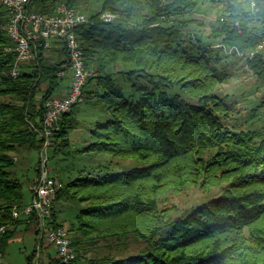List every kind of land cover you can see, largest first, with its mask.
<instances>
[{"label":"trees","instance_id":"1","mask_svg":"<svg viewBox=\"0 0 264 264\" xmlns=\"http://www.w3.org/2000/svg\"><path fill=\"white\" fill-rule=\"evenodd\" d=\"M200 2L30 1L34 11L50 14L63 3L92 20L76 29L85 66L95 72L82 94L111 117L89 131V142L79 152L127 161L126 165L109 161L65 182L58 177L62 188L51 204L53 224L61 225L55 220L57 201L82 205L68 227L74 261L264 264V129L234 131L223 124L228 105L212 90L226 80L227 72L219 69L217 57L211 58L213 44L188 32L190 20L184 18ZM251 2L257 9L254 14ZM103 12L116 17L104 23L97 19ZM221 16L223 21L209 36L212 41L241 51L253 49L258 30H264V0H227ZM5 18L0 6V23ZM9 45L0 31V71L13 62L12 53L4 50ZM49 53H56V59ZM240 59L264 80V52ZM67 61L62 46L39 50L15 79L0 80V224H10L11 209L25 204L23 177L16 176L9 153L39 152L42 140L34 129L40 127L43 102L63 80L57 72ZM125 67L127 71L122 70ZM117 75L129 82L127 94L115 81ZM132 77L142 81H131ZM92 81L91 92L86 87ZM75 106L60 117L49 139L54 155L67 146ZM34 172L36 177V167ZM193 188L205 194L218 188L221 192L209 194L181 215L173 216L174 207H158L168 193ZM13 231L7 230L2 245ZM106 241L115 246L113 252L109 248L105 254L85 258L92 247ZM132 244L138 246L134 253L128 250ZM46 247L50 246L42 245L40 250ZM34 257L35 251L27 263ZM47 264L58 260L48 258Z\"/></svg>","mask_w":264,"mask_h":264},{"label":"rangeland","instance_id":"2","mask_svg":"<svg viewBox=\"0 0 264 264\" xmlns=\"http://www.w3.org/2000/svg\"><path fill=\"white\" fill-rule=\"evenodd\" d=\"M227 0H201L196 9L189 15L184 16L190 22L187 25L188 32H192L200 36L203 41H209L216 45V41H212L209 37L211 31L220 22L223 17L222 10ZM95 8V6H93ZM211 58H218L219 69L227 72L226 80L217 85L213 90V94L222 98L228 105L227 116L222 118V122L228 128L234 131L250 130L261 132L264 129V80L257 78L245 66L243 60L237 57L225 56L219 49L212 48ZM121 69V68H120ZM127 71L128 68L122 69ZM131 81L141 82L135 77ZM115 81L124 88L127 94V86L129 82L124 77L117 75ZM65 80L61 81L63 84ZM94 81H92L86 90L94 91ZM56 93V92H54ZM110 114L101 110L99 107L92 105L84 99L83 102L77 104L70 115L71 125L67 130V146L61 147L58 153L54 155L52 148L46 149L48 157L47 167L51 175L58 177L63 181H67L77 175L78 172L90 170L99 165H106L109 161L112 164L121 162L120 165H126V160L110 159L106 155H92L80 153L79 150L86 146L89 142V131L97 124L104 123L110 119ZM16 165V173L19 177H23L22 192L24 201L28 202L30 198V186L34 182V167L38 170L39 155L37 152L20 149L17 153H9ZM221 188L205 194L203 191L193 188L181 193H168L161 197L158 207H174L177 209L175 215H181L192 207L200 204L203 199L210 196L209 194L218 195ZM54 201V198H53ZM25 202V203H26ZM56 223L65 227H69L74 223L75 216L82 208L75 202H68L64 199L57 201L53 205ZM14 228H13V227ZM15 224L8 226V230H14L8 240L2 245L0 264H28L27 258L35 251V257L30 264H37L36 238L34 233L29 229H24L23 225L15 228ZM111 242H99L97 246L92 247L91 251L86 253L85 258H90L98 253H107L109 248H113ZM138 246L132 244L128 250L134 253ZM56 258V255H55ZM40 264V263H38Z\"/></svg>","mask_w":264,"mask_h":264},{"label":"built area","instance_id":"3","mask_svg":"<svg viewBox=\"0 0 264 264\" xmlns=\"http://www.w3.org/2000/svg\"><path fill=\"white\" fill-rule=\"evenodd\" d=\"M31 0H0V6L6 11L5 20L0 23V31L7 37L10 45L4 48L12 53L13 62L6 70L0 71L2 78L15 79L23 64L35 60L39 50L49 52L62 46L67 54V64L58 72L60 78H68L67 89L62 96H51L43 102V114L39 129H34L42 140L38 152V174L30 186V198L21 207H13L10 211V224H0V259L2 238L8 226L22 220L25 227L31 230L36 238V250L48 245L55 250L58 264H81L74 261L68 228L54 225L52 222V201L55 193L62 188L47 167L49 139L56 129L60 117L68 113L74 105L83 102V88L86 82L95 76V72L87 68L83 53L79 46L76 29L87 25L92 20L85 13L60 3L50 14H44L29 8ZM251 14L256 12L254 3L249 4ZM110 12L97 16L99 21L109 23L115 19ZM223 21V17L220 18ZM237 26V22L234 23ZM257 41L253 49L241 51L235 46L222 43L212 45L224 55H235L239 58H252L264 52V30L259 29ZM3 213V211H2Z\"/></svg>","mask_w":264,"mask_h":264},{"label":"crops","instance_id":"4","mask_svg":"<svg viewBox=\"0 0 264 264\" xmlns=\"http://www.w3.org/2000/svg\"><path fill=\"white\" fill-rule=\"evenodd\" d=\"M52 59H56V53H49L48 54ZM63 80H65V82L63 84H60L59 87L56 89V93L53 94V96H62L65 94L66 89H67V84H68V78L65 77L63 78ZM26 201H24L25 203ZM23 225L24 229L27 230V228L25 227L23 221L21 220L19 225H15V226H20ZM13 227V226H12ZM15 227V228H17ZM14 228V227H13ZM37 257H38V263L40 264H47L48 262V258H55V250L52 247H46V249L44 250H40L37 252ZM37 263V264H38Z\"/></svg>","mask_w":264,"mask_h":264}]
</instances>
